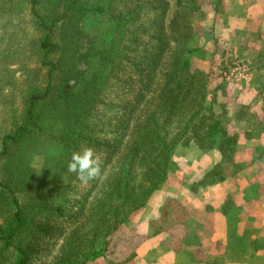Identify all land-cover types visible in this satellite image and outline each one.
Segmentation results:
<instances>
[{"label":"trees","instance_id":"16d2710c","mask_svg":"<svg viewBox=\"0 0 264 264\" xmlns=\"http://www.w3.org/2000/svg\"><path fill=\"white\" fill-rule=\"evenodd\" d=\"M18 3L32 36L24 31L13 44L21 34L16 17L8 19L0 68L28 44L38 64L23 79L20 112L1 123L8 129L0 132V264H31L41 250L52 255L48 264H87L105 255L109 236L172 177L176 149H217L231 158L235 140L209 75L191 68L203 50L194 37L206 14L215 15L212 39L226 27L219 6L199 0H0L1 12ZM9 80L0 78L1 99ZM40 137L60 150L53 174L30 183L21 153ZM82 145L102 157L103 178L82 183L67 172ZM224 179L215 167L185 184L195 191Z\"/></svg>","mask_w":264,"mask_h":264},{"label":"rangeland","instance_id":"374dc122","mask_svg":"<svg viewBox=\"0 0 264 264\" xmlns=\"http://www.w3.org/2000/svg\"><path fill=\"white\" fill-rule=\"evenodd\" d=\"M199 2L207 7L217 4L221 14L224 15L223 8L228 5L231 6L234 0H199ZM12 6H15L13 11L16 12V15L14 12L2 13L0 4V28L6 25L8 19L16 17L21 35L13 44L16 42L18 44L25 37L22 35L24 31L27 33L26 37L29 38L32 36V30L27 26L28 20L24 5L18 3L12 4ZM214 18L215 15L212 12L207 13L201 20L200 26L196 28L198 34L194 37V43L203 50L198 56L192 58L191 68L202 70L209 75L210 86L215 89L214 99L215 102H218L217 111H223L222 116L227 134L235 140L233 145L229 144L233 147V152L231 158L227 160L222 159L221 152L217 149L199 150L201 152L217 150L220 159L212 168L216 167V171L226 179L242 170V164L237 162L235 157L241 156L242 152H249V149L253 150V157L264 165V148L256 146L259 144L257 140L264 133V18L253 20L249 25L244 23L245 26L243 24L241 28L236 30L228 29L227 31L226 25V31L224 30L226 33L220 32L219 37L212 39V36H215L213 33L215 29L212 27ZM85 26L88 31L91 29L90 22H86ZM13 56L18 57L13 59L14 62L8 69L3 70V68H0L2 81L12 79L11 84L6 85L7 87L2 92L3 98H0L1 133L8 129L6 124L1 125L7 115L11 112H20L19 110L22 108L21 95L27 92L23 79L27 77V72L35 69L38 64V56L33 53L30 44L22 50H13ZM11 58L8 59L6 66H8ZM59 150L60 145L48 137L34 139L33 142L27 145L21 153L22 161L27 166V181L39 183L49 178L53 174L55 156ZM197 150L193 147L176 149L173 154L176 169L170 173L172 177L167 179L160 189L156 190L173 193V197L164 199L159 209V215L150 221L151 232L163 234L160 245L164 250L181 251L186 245L191 244V239L193 241V237L191 238L193 231L206 229L204 225L209 224L208 219H210L209 215L211 213L219 211L233 217L238 213L240 207L230 197L218 206L209 202L200 207L202 201L200 195L199 197L195 196V200L190 202L191 198H187V196H194H189L186 191L191 194L203 193V186H199L195 191H192L185 184L193 182L189 179L187 164L188 159ZM183 178H187V182L182 181ZM206 186L211 187L214 185ZM86 189L87 185L83 184L82 190L85 191ZM182 190L185 191V194L181 192ZM248 191L251 192L248 196L250 200H247L246 204L250 208L255 207V210H258L263 206L259 201L261 197L259 186L246 190L245 199H247ZM206 196L209 195L203 194L202 198ZM19 198L20 200L24 199L22 195H19ZM221 206H224V210L220 209ZM144 207L133 214L128 221L120 225L109 236L108 244L110 246L105 251V255L87 264H133L138 246L145 241V237L151 235L150 233L147 234L149 225L144 221L147 219V215L143 214ZM5 208L0 205V222L5 216ZM149 213H151L150 210ZM187 227L189 230H186ZM242 245L246 246L247 251H238L239 253L235 254L237 259L243 258V252L251 254L250 251H258L257 248H261L264 254V240H254ZM155 253L154 249H150L147 252L148 256L145 257L150 258L149 256H153ZM196 255L198 258V254L195 252L194 256ZM51 258L52 255L48 251L41 250L38 258L33 260L31 264H48ZM206 264L215 263L207 262Z\"/></svg>","mask_w":264,"mask_h":264},{"label":"crops","instance_id":"0c3cea01","mask_svg":"<svg viewBox=\"0 0 264 264\" xmlns=\"http://www.w3.org/2000/svg\"><path fill=\"white\" fill-rule=\"evenodd\" d=\"M223 10L224 15L222 14L219 22L225 27L227 25V31L228 29L236 30L241 28L244 23L249 25L253 20L264 18V0H234L231 6H225ZM216 31L218 30L216 29ZM257 141L259 144L256 146L264 148V133ZM249 150V152H242L241 156L235 157L243 168L232 177H228L214 186L202 187L203 193L201 192V194L199 192L191 194L186 191L189 196H194H187V198H191L190 202L195 200V196L199 197L200 195L202 200L200 207L209 202L215 206L222 205L230 197L233 202L240 206L235 216L229 217L222 212L215 211L209 215V224L205 223L206 225H204L206 229H199V231L197 229L191 233L193 241L191 239L189 246L186 245L181 251L164 250L160 245L163 234L151 232L150 221L159 215V209L164 199L173 197V193L156 191L147 201L143 213L145 216L147 215V219L144 221L149 225L147 234L150 233L151 235L145 237V241L138 246L133 264H206L207 262H214L215 264H264V254L261 248H257L258 251L255 252L251 250V254L243 252L242 259H237V256L235 258L238 251H247L246 246L242 245L243 243L264 240V165L253 157V150ZM197 151L191 155L187 164L190 173L188 176L193 182L198 181L220 159L217 150ZM255 186L260 188L261 197L259 201L263 204L258 210H255V207L250 208L246 204L247 200H250L248 196L251 192H247V199H245V191L254 189ZM181 192L185 194L184 190ZM203 194L209 196L202 198ZM149 210L151 213L148 214ZM186 230L189 228L187 227ZM150 249H154L156 253L147 258L145 256H148L147 252ZM195 252L198 254V258L197 255L194 256Z\"/></svg>","mask_w":264,"mask_h":264},{"label":"clouds","instance_id":"9594fccd","mask_svg":"<svg viewBox=\"0 0 264 264\" xmlns=\"http://www.w3.org/2000/svg\"><path fill=\"white\" fill-rule=\"evenodd\" d=\"M104 161L92 147L82 145L78 151L71 153L67 161V172L74 174L82 183L103 178Z\"/></svg>","mask_w":264,"mask_h":264}]
</instances>
